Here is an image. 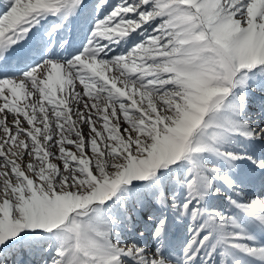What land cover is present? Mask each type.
Wrapping results in <instances>:
<instances>
[{
    "label": "snow or ice",
    "instance_id": "snow-or-ice-1",
    "mask_svg": "<svg viewBox=\"0 0 264 264\" xmlns=\"http://www.w3.org/2000/svg\"><path fill=\"white\" fill-rule=\"evenodd\" d=\"M0 264H264V0H0Z\"/></svg>",
    "mask_w": 264,
    "mask_h": 264
}]
</instances>
